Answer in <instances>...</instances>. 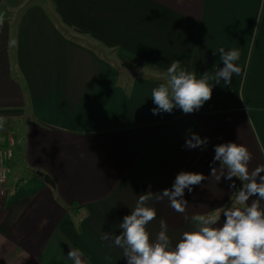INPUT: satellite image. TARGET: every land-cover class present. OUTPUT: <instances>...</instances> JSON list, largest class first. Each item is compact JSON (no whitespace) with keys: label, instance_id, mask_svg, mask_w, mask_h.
<instances>
[{"label":"crops","instance_id":"0c3cea01","mask_svg":"<svg viewBox=\"0 0 264 264\" xmlns=\"http://www.w3.org/2000/svg\"><path fill=\"white\" fill-rule=\"evenodd\" d=\"M221 46L241 53L231 84L195 112L153 114L151 91L172 61L211 73ZM119 49L146 65L125 64ZM0 117L3 143L9 132L23 141L0 193V264H72L70 247L86 264H127L100 237L119 233L140 194L170 187L180 171L205 175L185 191L184 212L149 201L150 230L164 218L175 241L191 227L186 216L234 199L230 181L210 175L216 144L239 137L249 170L264 165V0H0ZM189 131L207 145L186 147Z\"/></svg>","mask_w":264,"mask_h":264},{"label":"clouds","instance_id":"9594fccd","mask_svg":"<svg viewBox=\"0 0 264 264\" xmlns=\"http://www.w3.org/2000/svg\"><path fill=\"white\" fill-rule=\"evenodd\" d=\"M213 53H219L222 66L214 67L211 73H197L180 67L179 61H172L167 68V79L151 91L153 114L176 108L186 114L195 112L211 98L216 85L221 82L230 85L233 74L242 72L237 63L241 55L239 48L226 50L221 46L213 49ZM238 140L216 144L210 161V175L230 181L234 199L207 213L186 216L191 227L178 240L169 235L164 218L160 219L158 232L150 230L149 222L157 211L149 201L167 198L173 209L184 212L189 204L185 191L191 193L193 186L206 179L201 172L180 171L170 187L140 194L130 214L118 223L119 233L104 231L101 240L121 249L127 264H264V165L250 171L253 154ZM207 143L208 138L196 132L189 131L185 137L188 148ZM216 161L220 162L219 174L214 166ZM234 177L241 181L239 187ZM67 257L72 264H86L79 248L70 247Z\"/></svg>","mask_w":264,"mask_h":264},{"label":"built area","instance_id":"2783aa9c","mask_svg":"<svg viewBox=\"0 0 264 264\" xmlns=\"http://www.w3.org/2000/svg\"><path fill=\"white\" fill-rule=\"evenodd\" d=\"M2 136V135H0ZM7 143L0 137V188H7L13 174L14 148L17 139L14 133L9 132Z\"/></svg>","mask_w":264,"mask_h":264},{"label":"trees","instance_id":"16d2710c","mask_svg":"<svg viewBox=\"0 0 264 264\" xmlns=\"http://www.w3.org/2000/svg\"><path fill=\"white\" fill-rule=\"evenodd\" d=\"M60 22L63 24V26H65V28H67V30L69 29V30H71L72 32L77 33V34H79V35L87 36V37H89V38H91V39H93V40L98 41V42L101 43L103 46H106V47H109V48H114L113 45L107 43L106 41H104V40H102V39L95 38L94 36L88 35V34L85 33V32H82V31H79V30L73 28L71 25H69V24H68L67 22H65L63 19H60ZM61 30H62V29H61ZM62 31H64L66 34H68L67 31H65V29H63ZM116 53H117L118 58H119L122 62H124L125 64H127V65H131V66L146 65V63L143 62L142 60H140L139 58H137V57H135V56H133V55H131V54H129V53L123 51V50H120V49H119V50H116ZM35 172H36V173H35L36 175L42 177L40 172H39V173H37V171H35ZM53 189H55L54 186H53Z\"/></svg>","mask_w":264,"mask_h":264},{"label":"rangeland","instance_id":"374dc122","mask_svg":"<svg viewBox=\"0 0 264 264\" xmlns=\"http://www.w3.org/2000/svg\"><path fill=\"white\" fill-rule=\"evenodd\" d=\"M69 33V32H68ZM103 53L105 54V56H108V55H110L111 53H108L107 51H103ZM116 57V56H115ZM115 57L114 56H111V59H115ZM21 131V136H19V137H22V134H23V132H22V130H20ZM19 134V133H18ZM16 136V135H15ZM23 138V137H22ZM17 144L18 145H20V146H22V144H23V141H22V139H19V140H17ZM14 150H15V148H14ZM9 186V185H8ZM7 188H0V193H3V192H5V190H6Z\"/></svg>","mask_w":264,"mask_h":264},{"label":"water","instance_id":"95a60500","mask_svg":"<svg viewBox=\"0 0 264 264\" xmlns=\"http://www.w3.org/2000/svg\"><path fill=\"white\" fill-rule=\"evenodd\" d=\"M44 179H45V181L46 182H48L49 184H52L53 182H52V180L49 178V176H44Z\"/></svg>","mask_w":264,"mask_h":264}]
</instances>
